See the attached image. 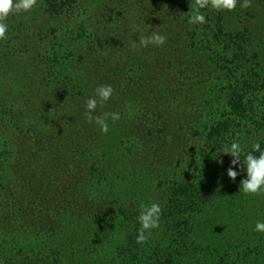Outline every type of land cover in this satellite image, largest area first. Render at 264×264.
I'll use <instances>...</instances> for the list:
<instances>
[{"label":"trees","instance_id":"1","mask_svg":"<svg viewBox=\"0 0 264 264\" xmlns=\"http://www.w3.org/2000/svg\"><path fill=\"white\" fill-rule=\"evenodd\" d=\"M256 2L264 5V0ZM132 3L128 0L124 7L115 8L107 0H100L93 12L89 0H37L30 12L9 16L7 39L0 40V264H38L43 261L41 257L53 259L48 264H61L64 253L60 247L50 248L45 257L40 250L45 248L42 238L37 240V246H31L26 237L28 230L20 234V228L32 226V234L39 237L50 218L53 222L48 226L58 231L66 214L65 210L55 209V194L65 192L75 177H79L85 190L102 200L104 189L110 190L112 213L129 227L119 247L128 257L122 264H140L139 258L147 255V250L153 255V261L147 264H193L188 260L190 251L186 245L194 236L197 253L192 256L197 257V264H226L234 259L244 264L255 254L254 245L260 243L259 236L263 234L255 230L257 220L252 205L240 189L241 181L247 178L246 166L241 171L239 164L231 165L234 157L223 153L225 146L239 141L243 164L254 143L259 142L264 151V56L256 53L252 26L229 23L224 14L210 6L200 9L207 23L189 24L195 0H146L147 12ZM119 9L136 23H118ZM139 10L147 15L141 16ZM144 21L152 22L153 28L140 27ZM151 31L165 35L173 47H183L180 48L186 53L180 56L196 71L205 73L203 83L208 91V96L197 104L206 122L197 126L201 116L195 118L184 108L182 115L178 111L189 83L181 86L179 80L172 86L161 76L159 86L165 90V99L159 105L160 112L170 105L176 117L160 114L166 126L160 128L158 139L149 132L155 128L152 113L159 115L157 104L147 85L141 84L140 73L148 54L137 49L141 36H151ZM133 52L140 53L139 57L131 56ZM100 85H111L114 93L95 111L112 112L116 110L114 106L122 114L126 110L130 115L132 111H143L139 115L148 121L144 132L128 121L113 126L108 123L106 133L95 122L90 129L83 128L86 101ZM176 89L180 95L168 99L170 91ZM184 114L196 125L190 126L188 121L187 127L195 132L193 136L199 143L190 152L197 171L192 178L179 176L184 167L181 159L173 163L171 171H178L174 176L165 175L159 183L154 177L160 193L155 202L162 207L160 220L166 233L163 228L152 229L144 247L135 242L131 231L141 227L139 205L149 203L137 202L141 190H128H132L134 179L128 180L127 175H133L121 174L116 155L122 151L132 163L141 160L136 149L143 157L148 147L155 150L164 147L165 142L172 146L175 132L187 128H177V120L187 118ZM66 126L72 131L67 139L53 135L61 134ZM253 130L255 134L251 136ZM129 145L136 148L135 152L125 151ZM229 167L240 173L235 181L227 175ZM253 199H261L264 204V196ZM38 201L42 205L48 202L54 215L41 217L47 208L40 204L33 207ZM15 216L21 223H16ZM30 217H36L38 223L33 225ZM156 238L162 245L150 243ZM69 244L72 243L66 245ZM83 246L72 244L69 253L75 255L74 250L83 251ZM233 255L235 258L230 260Z\"/></svg>","mask_w":264,"mask_h":264},{"label":"rangeland","instance_id":"2","mask_svg":"<svg viewBox=\"0 0 264 264\" xmlns=\"http://www.w3.org/2000/svg\"><path fill=\"white\" fill-rule=\"evenodd\" d=\"M100 0H89L90 5L93 7L92 10L94 12L95 8L97 9V2ZM128 0H107L108 4L111 5V7L119 8L124 7L123 3H126ZM132 4H137L138 6H142L145 11L146 0H132ZM258 0H252V6L249 8H242L240 4L243 2V0H239V3L237 4V7L233 11H227L223 10L220 11L222 14L225 15L227 22L232 24H247L252 26L250 29L253 32V40L256 44V53L258 55L264 56V5L256 2ZM132 4L127 6L125 10H127ZM153 8V7H152ZM150 7V10H152ZM124 11H121L119 9L117 11V22L120 24H124L123 22L125 20L129 21V24H135L136 19H129L128 17H124ZM139 14L141 16L147 15L144 12H141L139 10ZM81 17H85L83 14ZM148 26V28H153V24L150 21H144V24L140 27ZM140 27L138 29L142 30ZM122 29V28H121ZM153 34V31H151ZM183 48L180 44L178 47H173L172 42L170 40H166V43L162 46H157L155 44H149L147 47H144L139 44L137 47L138 50L142 52H146L148 55L146 65L142 66V83L146 84L147 89L149 90V94L152 96L153 100L157 104L156 112L159 113L158 116H155L154 113H152V116L154 118V123H152L155 128L149 129V132L154 133L155 139L159 138L160 134V128H164L166 125L161 123V117L160 114L163 116L168 115L172 117H176L174 108L170 105H168V108L164 112H160L159 105L161 103V100L165 99L164 95L165 93L159 86V79L162 76L169 85H177L178 81L180 80L181 86L187 81L189 83V89L187 96H185L180 104L178 105V111L182 115L183 108L187 112L195 114V118L199 119V116H201L200 119H202L201 122L196 123L197 126L204 124L206 122L205 115L198 113V107L197 104H201L202 101L206 96H208L207 88H205L203 83V76L205 73L200 72L199 70H195L194 67H191L190 63H186L183 57H181V54H185L186 52L181 50ZM140 53H132L131 56H137L139 57ZM176 54V55H175ZM150 68V69H149ZM152 68V69H151ZM149 69V70H148ZM144 70H148V72H145ZM154 76V79H153ZM198 76V77H196ZM196 79H199L198 83H195L193 81H196ZM202 80V81H201ZM151 81V82H149ZM193 86V87H190ZM129 88V87H128ZM198 90V91H197ZM197 91V92H196ZM175 95H180V90H172L170 91V95L168 96V99L173 98ZM201 96V98L199 97ZM114 106V105H113ZM115 111L112 112H118L120 115L119 120L113 121L110 117L107 120V123L111 124L112 126L116 123H121L123 121H128L130 126L138 127L141 131L144 132L146 130V123L148 121L145 120V117L142 114V118L139 115L141 112L134 113L132 111L131 115L134 114L133 117L129 114V111L126 110L124 114L122 112H119L118 108H116ZM105 113H112L109 110H105ZM103 114L102 112L94 111L92 113L93 117L99 116ZM183 116H186L187 118H179L177 120V123H180L177 128L179 129L180 126L187 127L188 121L190 122V126H196L192 120H189V117L184 114ZM158 118V119H157ZM160 118V119H159ZM82 123L85 124L83 128L90 129V127L93 126V122L91 123H85V121H88L86 117L82 118ZM97 130V129H96ZM99 131V130H97ZM194 131V130H193ZM72 131L69 129V126H66L63 128V132L59 135L53 134L57 138L61 139H67V136H69V133ZM166 132V131H165ZM88 134V133H87ZM144 134V133H143ZM194 133H192V130L187 128H184L180 132H178L172 136L171 141L175 147L167 146L169 143L165 142L166 144L164 147L160 146L158 149H153L152 146L148 147L145 153L143 154L139 149L132 148L133 145H129V149L125 150L126 152L132 150L135 152L136 149V156H139L141 158L134 160L132 163L130 162L131 157H123L122 151L116 155V161L117 165L119 166V170H121V174H132L130 176L127 175L128 180L134 179V183L132 184V190L128 189L131 193L141 190V198H138L137 202H148L149 204L155 201H158L160 197V193L156 187L155 179L159 183L164 180V176L167 177L174 176L175 173H178V171H174V173L171 171V168L173 167V163L177 161V163H180L179 160L182 159V165L184 166L179 174V176H185L187 178H192L194 174L197 171L196 169V162H192V156H191V150L198 147L199 143H197V138L193 136ZM251 136H254L255 131L253 130L251 133ZM89 135V134H88ZM140 136L142 134L140 133ZM167 146V147H166ZM117 148H120V145L117 144ZM125 148V147H124ZM123 148V150H124ZM121 149V148H120ZM133 153V152H132ZM145 155V158H144ZM177 155L181 156L178 157ZM125 158V159H124ZM144 159V160H143ZM184 160V161H183ZM113 163V160H112ZM141 164L144 166L143 168H140ZM105 166V165H104ZM117 166V167H118ZM175 166V165H174ZM115 168V167H112ZM99 172V171H98ZM129 172V173H128ZM72 172L70 171V174ZM156 174V176H155ZM71 175H69L67 178H69ZM84 178L90 179V175H83ZM230 180H232L229 177ZM154 180V181H153ZM79 177H75L73 180L69 181V187L66 188L65 192H59L56 193L55 196H58L57 199V205L55 209L60 208L61 210H65V214L63 216L60 225H58V231L53 232V229L49 227L48 225L52 224L53 221L49 218L50 221L46 225V230L43 232L39 237H36L32 234V226L28 227H21L20 228V234L25 233L28 230V233H26V237L28 238L29 244L31 246H37L39 242H37L38 239L42 238V244H44L45 248L40 249L43 252V255L46 257V254L48 253L49 249L52 247L57 246L56 248H61V250L64 253V256L62 255L61 258V264L67 263V264H122L125 260L128 259L125 253H122L120 251V245L122 244V238L124 236V232L129 229L128 226L124 225L122 223V220L119 221L116 214L112 213V209L109 207L111 205V200L109 198V187L107 188L109 191L104 189L103 194L105 195V198H98L94 194L90 193L89 191L85 190L84 187L79 182ZM132 182H129L131 184ZM135 185V186H134ZM61 188H64V186H61ZM138 188V189H137ZM113 190V189H112ZM114 192V191H113ZM108 193V196L106 195ZM255 196L263 197L264 194L261 195H253V194H247L248 197V203L252 205L251 211H253V215H255V219L257 221L260 220V218L264 221V204L261 202V199L254 200L253 198ZM101 199L102 201H99ZM50 202H54L56 204V200H53L52 198L48 199ZM106 203H109L108 207L106 206ZM40 204V207L47 208L46 212L41 213V217L46 216H52L54 215V211L52 209L51 205H48V202L45 203V205H42L39 201L34 203L33 207H37V205ZM139 205V203H137ZM47 206V207H46ZM60 206H65L64 208ZM103 207V208H102ZM107 208V209H105ZM37 214V209H34ZM101 213H100V212ZM110 216L112 217L110 219ZM16 219V223H21L19 220V217H14ZM34 217L32 219L30 217V222L34 224L38 223V219ZM25 224V223H24ZM159 227L163 228L164 233L165 227L163 223H161V220L159 221ZM81 229V232H78V229ZM140 228H134L132 229L131 233L132 236L135 238L138 235ZM59 233L57 236L55 234ZM260 234H263L259 236L260 243L254 245L253 252L255 254L248 257V261H245L244 264H264V232H261ZM166 236H168L166 234ZM24 237V236H23ZM224 238V236H223ZM23 239V238H22ZM160 238H156V240L151 241V244H155L157 246L162 245V241H157ZM196 237L191 238V240L187 241L186 248L190 251V257L189 261L193 264H197V257L192 256L193 254H196L197 251L195 250L196 245H194V240ZM230 239H233L232 237ZM125 240V237H124ZM225 240V238L223 239ZM222 240V241H223ZM68 242L72 243L73 245L81 246L85 245L81 248L83 251H79L78 249H75V255H72V253H69L70 249L72 248V244H68ZM137 243V242H136ZM141 246L145 247V243L141 244ZM148 247V246H147ZM139 255L141 254V250L138 251ZM144 257H140V264H147L151 261H153V255L151 254V251L147 250ZM138 255V256H139ZM51 258V257H48ZM132 258V257H131ZM235 258V255L230 257V260H233ZM42 262L38 264H48L49 261H53V259H43ZM244 259V258H243ZM207 260L210 262L209 258ZM244 261H237V259H234L233 262L226 264H243Z\"/></svg>","mask_w":264,"mask_h":264},{"label":"clouds","instance_id":"3","mask_svg":"<svg viewBox=\"0 0 264 264\" xmlns=\"http://www.w3.org/2000/svg\"><path fill=\"white\" fill-rule=\"evenodd\" d=\"M239 0H195V5L191 4L192 14L189 17V24H205L207 23L206 16L200 11L205 7L210 6L217 11H233L236 9ZM37 5V0H0V40L7 39L8 23L10 15L30 12ZM242 8L252 6V0H243L240 4ZM167 37L159 33H153L151 36H141L140 45L147 47L149 44L162 46L166 43ZM135 47V44L133 45ZM114 93L111 85H100L95 90V95L86 101V111L84 116L89 123L95 121L101 127V131H108L107 120L109 117L115 121L119 120L118 112L103 113V115L93 117L92 113L97 109L98 104L103 105L108 101ZM253 151H250L244 156L243 164H241V154L243 148L239 141L232 142L230 146H225L223 153L231 154L234 158L231 160V165H240L241 171L246 166L247 178L241 181L240 189L247 195L264 194V151H261V145L256 142L252 146ZM254 152H259V156L254 155ZM221 164L222 160L219 161ZM227 175L235 181L239 172L233 167L227 169ZM162 207L159 203L152 202L150 204L141 203L139 205L138 220L141 225L136 242L138 244L145 243L151 235V230L158 228ZM255 230L264 232V221H257Z\"/></svg>","mask_w":264,"mask_h":264}]
</instances>
